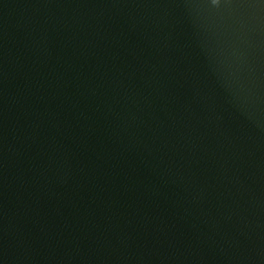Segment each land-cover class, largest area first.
<instances>
[{
	"label": "water",
	"instance_id": "1",
	"mask_svg": "<svg viewBox=\"0 0 264 264\" xmlns=\"http://www.w3.org/2000/svg\"><path fill=\"white\" fill-rule=\"evenodd\" d=\"M0 264H264V0H0Z\"/></svg>",
	"mask_w": 264,
	"mask_h": 264
},
{
	"label": "clouds",
	"instance_id": "2",
	"mask_svg": "<svg viewBox=\"0 0 264 264\" xmlns=\"http://www.w3.org/2000/svg\"><path fill=\"white\" fill-rule=\"evenodd\" d=\"M212 3H213V4H216V3H217V0H212Z\"/></svg>",
	"mask_w": 264,
	"mask_h": 264
}]
</instances>
